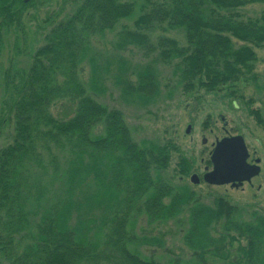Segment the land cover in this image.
Wrapping results in <instances>:
<instances>
[{
  "label": "rangeland",
  "instance_id": "1",
  "mask_svg": "<svg viewBox=\"0 0 264 264\" xmlns=\"http://www.w3.org/2000/svg\"><path fill=\"white\" fill-rule=\"evenodd\" d=\"M79 1L15 0L25 8L21 30L2 24L0 155L10 152L18 138L28 180L40 184L49 177L58 180L69 163L96 172L95 179L83 187L98 192L100 198L94 206H86L83 215L93 221V231L105 229L107 241L96 244L91 259L82 264H128L108 243L118 221L130 227L127 251L140 260L244 264L250 251L247 238L241 227L235 229L228 221L244 226L264 218V0H212L214 5H208L220 22L219 30L203 37L212 50L224 49L230 42L240 45L230 40L228 26L236 30L252 23L261 39L253 50L251 75L220 87L216 94L204 92L197 84L189 87L179 71L182 55L160 61L156 38L187 46L183 32L167 22L147 35L148 43H132L134 24L146 1L133 0V14L94 37L78 64L81 92L100 107L92 129V136L100 139L90 146L76 134L57 135L47 126H36L30 114L16 109L32 55L42 48L49 26ZM197 1L183 0L186 5ZM69 100L56 101L52 116L67 118L78 101L76 96ZM234 136H241L250 157L260 160V174L238 188L207 185L202 176L211 170L212 145ZM192 176L198 184L191 182ZM57 182L55 197L50 199L44 190L53 203L64 196ZM192 212L197 217L189 221Z\"/></svg>",
  "mask_w": 264,
  "mask_h": 264
},
{
  "label": "trees",
  "instance_id": "2",
  "mask_svg": "<svg viewBox=\"0 0 264 264\" xmlns=\"http://www.w3.org/2000/svg\"><path fill=\"white\" fill-rule=\"evenodd\" d=\"M132 2L80 0L68 15L50 25L42 48L32 55L22 95L16 103L17 111L30 114L36 126H47L57 135L76 134L85 145L97 143L100 138L92 136V129L100 107L88 100L86 92H81L78 64L93 45L94 37L133 14ZM210 4L214 5L212 0H198L194 5H186L183 0H146L131 39L134 45L143 46L149 42L147 35L164 22L183 32L187 41L185 49L175 39H155L160 61L175 54L182 55L179 71L189 81V87L197 84L204 92L216 94L220 87L251 75L253 50L261 39L249 23L236 30L228 26L229 38L238 42V47L231 42L224 49L212 50L206 46L203 42L206 33L220 29L216 14L208 7ZM24 9L21 4L18 7L15 0H0V29L5 23L21 30ZM74 96L78 101L67 118L52 116L50 109L56 101ZM250 114L260 120L256 112L250 111ZM26 130L21 128L20 132ZM24 153L22 143L16 138L10 152L0 155V264H82L90 260L91 249L107 241L105 229L93 231V221L83 215V209L94 206L100 198L98 192L83 187L84 182L95 179L96 172L69 163L58 180L49 177L40 184L28 180L22 159ZM56 182L64 196L61 202L54 200L53 203L50 199L57 194ZM44 190L50 199L46 198ZM196 217L192 212L188 219ZM228 224L235 229L241 227L245 233L250 251L244 264H264V218H256L252 224L244 226H237L231 220ZM113 227L108 243L114 244L118 256L128 264H154L127 251L131 243L128 225L118 221Z\"/></svg>",
  "mask_w": 264,
  "mask_h": 264
},
{
  "label": "water",
  "instance_id": "3",
  "mask_svg": "<svg viewBox=\"0 0 264 264\" xmlns=\"http://www.w3.org/2000/svg\"><path fill=\"white\" fill-rule=\"evenodd\" d=\"M189 128L186 133H188ZM249 154L241 136L227 137L216 141L210 153L211 170L205 173L202 181L210 186L241 187L259 174L257 165L247 163ZM259 160L256 161V164ZM198 184L196 176L191 177Z\"/></svg>",
  "mask_w": 264,
  "mask_h": 264
},
{
  "label": "flooded vegetation",
  "instance_id": "4",
  "mask_svg": "<svg viewBox=\"0 0 264 264\" xmlns=\"http://www.w3.org/2000/svg\"><path fill=\"white\" fill-rule=\"evenodd\" d=\"M249 154V153H248ZM257 160H259V159H255L254 157H253V159L250 157V154H249V157H248V160H247V163L249 164V165H257L258 167H259V174H260V171H261V169H260V160H259V163L258 164H256V161ZM206 171L207 170H205V173H206ZM204 173V174H205ZM258 174V175H259ZM245 184V183H244ZM249 184V183H248ZM229 188H231L230 186H228ZM232 189V188H231Z\"/></svg>",
  "mask_w": 264,
  "mask_h": 264
}]
</instances>
